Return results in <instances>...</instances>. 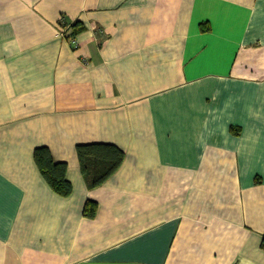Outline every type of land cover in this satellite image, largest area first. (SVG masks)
Listing matches in <instances>:
<instances>
[{
	"label": "crops",
	"instance_id": "crops-1",
	"mask_svg": "<svg viewBox=\"0 0 264 264\" xmlns=\"http://www.w3.org/2000/svg\"><path fill=\"white\" fill-rule=\"evenodd\" d=\"M89 144L124 153L92 189ZM263 246L264 0H0V264H264Z\"/></svg>",
	"mask_w": 264,
	"mask_h": 264
},
{
	"label": "trees",
	"instance_id": "trees-1",
	"mask_svg": "<svg viewBox=\"0 0 264 264\" xmlns=\"http://www.w3.org/2000/svg\"><path fill=\"white\" fill-rule=\"evenodd\" d=\"M67 39L72 40L81 30L76 23L71 27ZM77 157L80 171L87 181L89 188H96L108 180L121 166L124 153L114 145L89 144L77 146ZM34 159L39 171L51 190L61 196L67 197L71 193V185L66 180V165L54 163L46 148H38L34 152ZM96 205L88 201L84 213L88 217L95 214ZM264 247V246H263Z\"/></svg>",
	"mask_w": 264,
	"mask_h": 264
},
{
	"label": "built area",
	"instance_id": "built-area-1",
	"mask_svg": "<svg viewBox=\"0 0 264 264\" xmlns=\"http://www.w3.org/2000/svg\"><path fill=\"white\" fill-rule=\"evenodd\" d=\"M68 36V35H67Z\"/></svg>",
	"mask_w": 264,
	"mask_h": 264
}]
</instances>
